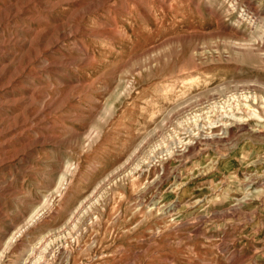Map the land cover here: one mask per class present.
<instances>
[{
    "label": "rangeland",
    "instance_id": "374dc122",
    "mask_svg": "<svg viewBox=\"0 0 264 264\" xmlns=\"http://www.w3.org/2000/svg\"><path fill=\"white\" fill-rule=\"evenodd\" d=\"M0 264H264V0H0Z\"/></svg>",
    "mask_w": 264,
    "mask_h": 264
},
{
    "label": "bare ground",
    "instance_id": "6f19581e",
    "mask_svg": "<svg viewBox=\"0 0 264 264\" xmlns=\"http://www.w3.org/2000/svg\"><path fill=\"white\" fill-rule=\"evenodd\" d=\"M227 125V124H226ZM212 134H214V133H212ZM189 140V139H188ZM189 142V141H188ZM187 143V142H186ZM183 146V145H182ZM189 147V146H188ZM187 148V147H186ZM181 149V148H180ZM184 149V148H183ZM178 152V151H177ZM184 153V152H183ZM183 153H181V151H180V155L181 154H183ZM175 154V153H174ZM178 154V153H177ZM179 156V155H178ZM171 171H172V169H171ZM160 173V172H159ZM171 173V172H170ZM172 174V173H171ZM161 175V174H160ZM167 175V174H166ZM159 176V175H158ZM165 177V176H164ZM159 178H160V176H159ZM163 178V177H162ZM158 179V178H157ZM161 180V179H160ZM162 181V180H161ZM59 184V183H58ZM155 184H156V182H155ZM158 184H159V182H158ZM172 208V207H171ZM168 209H169V207H168Z\"/></svg>",
    "mask_w": 264,
    "mask_h": 264
}]
</instances>
